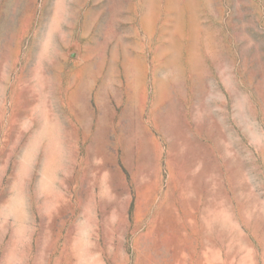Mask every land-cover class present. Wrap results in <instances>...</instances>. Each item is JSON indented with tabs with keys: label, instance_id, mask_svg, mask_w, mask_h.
Segmentation results:
<instances>
[{
	"label": "rangeland",
	"instance_id": "374dc122",
	"mask_svg": "<svg viewBox=\"0 0 264 264\" xmlns=\"http://www.w3.org/2000/svg\"><path fill=\"white\" fill-rule=\"evenodd\" d=\"M0 264H264V0H0Z\"/></svg>",
	"mask_w": 264,
	"mask_h": 264
}]
</instances>
